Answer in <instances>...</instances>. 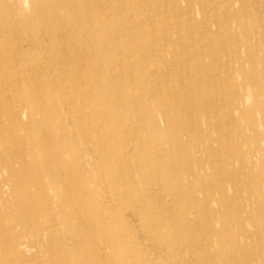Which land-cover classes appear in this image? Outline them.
Wrapping results in <instances>:
<instances>
[{
    "label": "rangeland",
    "instance_id": "1",
    "mask_svg": "<svg viewBox=\"0 0 264 264\" xmlns=\"http://www.w3.org/2000/svg\"><path fill=\"white\" fill-rule=\"evenodd\" d=\"M80 1L0 0V51L22 56L0 55V177L10 179L0 191V264H227L203 253L233 250L237 237L258 261L245 264H264V0H110L102 11L86 0V13ZM106 16L144 32L152 23L169 51L148 55L146 42L104 50L110 37L95 26ZM122 56H137L140 79L153 71L179 92L177 78L192 73L188 82L219 103L185 110L190 96L173 105L166 93L145 95L148 81L134 102L116 96L134 83L127 67L110 70ZM194 119L201 131L189 129ZM17 219L30 223L16 231L19 254L9 229Z\"/></svg>",
    "mask_w": 264,
    "mask_h": 264
},
{
    "label": "bare ground",
    "instance_id": "2",
    "mask_svg": "<svg viewBox=\"0 0 264 264\" xmlns=\"http://www.w3.org/2000/svg\"><path fill=\"white\" fill-rule=\"evenodd\" d=\"M165 1V0H164ZM193 0H189V2H191ZM81 3L80 4H76L74 3L73 6L75 8H77V11H80V9L84 8V11L86 13L87 10V7L90 6V5H87L86 4V0H81L80 1ZM91 2V1H90ZM92 2L95 4H98L97 5V8L102 11L104 10L106 7V9H112L110 7V4H111V1L110 0H92ZM92 3V4H93ZM118 4V2L116 3ZM166 4V3H165ZM188 4V2H187ZM251 5V4H250ZM72 6V7H73ZM121 6H119L120 8ZM124 7V6H123ZM160 7V5H159ZM167 7V5H166ZM205 7V6H204ZM250 7V6H249ZM161 8V7H160ZM251 8V7H250ZM212 10V9H211ZM122 11V10H121ZM120 11V13H121ZM210 11V10H209ZM125 12V11H124ZM89 14V13H88ZM216 14V13H215ZM133 15V14H132ZM125 16V15H124ZM131 16V15H130ZM91 18V16H90ZM133 19V17H132ZM143 20V19H142ZM154 21V20H153ZM90 23V22H89ZM97 25L95 26L97 29H99L103 35L106 37V36H109L110 39L108 41H105L103 43V49L104 50H108V49H112V50H115V51H133V50H136V49H139L141 51H144L145 49L143 48V46H141L140 44L141 43H144L146 42V44L148 45V48H149V51H148V55H156L158 54V52H163L165 50H168V47H170L171 44H169V42L171 41H160L159 39L155 38V35L153 34V25L152 23L151 24V28L148 30L146 29L144 32L142 27L141 29L139 28H136L134 27V25L132 24V21L131 20H128L126 22H118V23H114L112 21H110L107 16L106 17H102L100 18L98 21H97ZM36 24V23H35ZM89 25V24H88ZM84 26V25H83ZM61 28V27H60ZM69 29V28H68ZM205 30L207 31V27H205ZM60 31H62L60 29ZM69 31V30H68ZM166 31H168L169 33H174L175 32V28H170V27H167ZM166 31L164 32V35H163V39H168L166 36ZM218 31V30H217ZM64 32V31H63ZM181 32V31H180ZM217 33V32H216ZM257 34V33H256ZM217 35V34H216ZM221 35V34H219ZM63 36V35H62ZM261 36V35H260ZM1 37V36H0ZM259 37V36H258ZM172 38V37H171ZM170 38V39H171ZM263 38V36H262ZM73 39V38H71ZM258 39V38H257ZM67 40V39H66ZM182 41V40H181ZM199 41V40H198ZM88 42V41H87ZM221 42V41H220ZM225 42V41H224ZM67 43V42H66ZM72 43H70L69 45H71ZM66 45V44H65ZM68 45V44H67ZM226 45V44H225ZM78 46V45H77ZM197 46V45H196ZM198 46H201L200 45V42L198 44ZM72 47V46H71ZM213 47V46H212ZM135 48V49H134ZM78 49V48H77ZM86 49V48H85ZM226 49V47H225ZM67 50V49H65ZM65 50H61L60 48V52L61 53H66ZM11 51V50H10ZM77 51V50H76ZM175 51V49H174ZM214 51V50H213ZM135 52V51H134ZM12 53H10L9 51L5 52L2 50L0 51V55H4V56H11ZM44 54V53H43ZM67 54V53H66ZM87 54V53H86ZM15 55V56H14ZM12 54V56L10 57L11 60L12 59H21L22 56H21V53L19 50H17L15 52V54ZM147 55V57H148ZM86 56V55H85ZM85 56L83 58H85ZM134 56V55H133ZM179 56V55H178ZM249 56V55H248ZM75 57H78L75 56ZM80 57V56H79ZM78 57V58H79ZM87 57V56H86ZM151 57V56H150ZM167 57V56H166ZM252 58H255V57H252ZM2 59V58H1ZM4 59V58H3ZM2 59V60H3ZM76 59V58H75ZM78 60V59H77ZM217 60V59H216ZM4 61V60H3ZM19 62V61H18ZM79 61H77V64H78ZM142 62V61H141ZM171 64L170 66H172L174 63L170 60ZM230 62V61H229ZM3 64V63H2ZM120 65L121 67L122 66H125L127 67V75L131 78V80L134 82H132V86L129 90L125 91H120V88L119 86H116V89L114 94L116 96H118L117 94H119V92L122 94L120 96L122 97H129L130 99H132L131 101H136L135 99L137 98L136 96V91H135V87H139L138 85L141 84L142 81H148L147 85L143 88H145V95H148V96H152V97H157L158 94L160 93H166L163 97L164 98H167V100H172V104L173 105H178L179 107H181L182 105H185V102L184 103H181V101L183 100L182 99V96L185 97V96H190L192 98L191 102L192 104L187 105L184 107L185 110H189L190 108L193 107V110H197V108L202 112V113H207V112H211V105H216L217 102L219 103V98L220 97H216L213 95V92L212 91H207V92H204L203 89H201V87H197V85L195 83H191L188 82L189 80L192 79L193 77V74L190 73L189 75V80L183 78V77H178L177 80H176V83H179L180 84V88L182 89L181 92H179L178 89H170V88H167V87H163L162 85V82L157 78V77H153L154 73L152 74V72H148L147 75H145L144 77H142L141 79L139 78V75L137 73V68L139 67V64H138V60H137V56H136V60L131 62V61H127V58L126 56H122L118 61H111L109 63V66H110V70H113L114 68V65ZM228 64V63H227ZM142 65V63H141ZM30 66V65H29ZM178 66V65H177ZM197 66V64H196ZM195 66V67H196ZM3 67V65L1 66ZM67 67V65H66ZM169 67V66H168ZM234 67V66H233ZM14 68H15V65H14ZM83 68V67H82ZM183 68V67H182ZM4 68H2L3 70ZM13 69V68H12ZM21 69V68H20ZM54 69V68H53ZM8 70V69H6ZM177 70V69H176ZM15 71V70H14ZM59 71V70H58ZM69 71V70H67ZM168 71V70H167ZM182 71V70H181ZM191 71V70H189ZM4 73V70L2 71ZM9 72V71H8ZM157 72H158V69H157ZM227 72V71H225ZM70 73V72H69ZM167 73V72H166ZM176 73V72H175ZM60 74H61V71H60ZM169 74V73H168ZM226 74V73H225ZM15 75V74H14ZM19 75V74H17ZM138 75V76H137ZM178 75V74H176ZM175 75V76H176ZM123 76V75H122ZM146 76L148 78H146ZM231 76V72L228 73V75L226 77H229ZM251 77V79L253 80L252 82L254 84L257 83V78L255 77V75H249ZM61 78H64L62 77V75L60 76ZM159 77V76H158ZM25 78V77H24ZM53 78L58 81V76L55 74H53ZM173 78V77H172ZM220 78V77H219ZM170 77L169 75L166 76V80H169ZM150 80V81H149ZM221 80V79H220ZM8 81V80H7ZM44 82V81H43ZM80 82V81H79ZM35 83V82H34ZM51 83V82H50ZM167 83V82H166ZM211 83V82H210ZM223 83V82H222ZM229 85V83H228ZM2 86V85H1ZM143 86V85H141ZM11 87V86H10ZM38 87V86H37ZM3 88V86H2ZM262 88V85L260 84H256V89L257 90H260ZM63 89V88H61ZM66 90V88H64ZM4 91V90H3ZM68 91V89H67ZM44 92V91H43ZM60 92V91H59ZM77 92H80V91H77ZM70 93V92H68ZM60 94V93H58ZM81 94V93H79ZM8 95V94H7ZM22 95V94H21ZM44 95V94H43ZM142 95V94H141ZM42 97V96H41ZM14 98V97H13ZM11 99V98H10ZM70 100H73L74 97L73 96H70L69 97ZM9 100V99H8ZM15 102V101H14ZM230 102V101H229ZM157 104H159V106H162L163 105V98H160L157 100ZM230 105V104H229ZM46 106V105H45ZM17 107V106H16ZM70 108V107H69ZM226 109V108H225ZM160 110V109H159ZM170 110V109H169ZM220 110V109H219ZM134 111V110H133ZM161 113H166V110L164 109V112L162 110H160ZM179 112H181V108L178 110V111H169L167 114H169V116H171L172 118H174L175 116H177L179 114ZM76 113V112H75ZM182 113H183V110H182ZM198 114V113H197ZM13 115L14 116H18V113L17 111H14L13 112ZM79 117V116H78ZM199 119V118H198ZM198 119H194L192 120V126L191 128H189L190 130L194 131V132H198V131H201L203 129V127L200 125L201 122L198 120ZM222 119V117H221ZM69 120V119H68ZM198 120V121H197ZM63 121V120H62ZM222 122V121H221ZM61 125V124H60ZM72 125V124H71ZM159 127V125H158ZM62 128V126L60 127ZM177 129V128H176ZM229 129V128H228ZM62 130V129H61ZM124 133H126L127 131L124 129L123 130ZM185 132V131H184ZM61 135H59L60 137ZM264 137V136H263ZM113 138V137H112ZM229 140V139H228ZM233 140V139H232ZM63 141V140H62ZM210 143V141H206V144L208 145ZM82 145V144H81ZM82 147V146H81ZM90 147V146H89ZM48 149V148H47ZM71 149V147H70ZM52 151V150H51ZM61 151V150H60ZM59 151V153H60ZM71 151V150H70ZM97 151V150H95ZM94 151V153H95ZM91 152V151H90ZM22 154V153H21ZM231 157V156H230ZM107 157L105 156L103 158V161H107L106 159ZM94 159V157H93ZM95 163V162H94ZM68 164V163H67ZM95 166V165H94ZM70 168V167H69ZM121 170V169H120ZM0 174H4V170L0 168ZM233 174V173H232ZM221 175V174H220ZM10 177V176H9ZM160 177V176H159ZM245 178V177H244ZM160 179V178H159ZM235 179V178H233ZM9 178L6 177L5 175L1 176L0 177V191L2 190L1 188H4V187H7L9 186ZM64 180V179H63ZM18 181V180H17ZM134 181V180H133ZM241 181V180H240ZM204 185V184H203ZM105 187V186H104ZM44 188V186H43ZM161 188V187H160ZM68 189V188H67ZM161 190V189H160ZM205 192V191H204ZM236 193V192H235ZM168 197V196H167ZM161 198V196H160ZM170 198V197H169ZM60 199V198H59ZM62 200V199H61ZM109 201V199H108ZM58 202V200H57ZM112 202V201H110ZM190 202V200H189ZM117 203V201H116ZM120 204V203H119ZM112 205V204H111ZM261 206H264V203L261 204ZM135 207V205H134ZM203 209V208H202ZM175 210V209H174ZM129 211V210H128ZM189 211V210H188ZM252 211V210H251ZM205 212V211H204ZM188 216L189 213H187ZM204 214V213H203ZM204 215H207V214H204ZM202 215V216H204ZM253 216V215H252ZM208 217V215H207ZM249 219V218H248ZM203 220V219H202ZM195 222V221H194ZM193 221H189L188 223H186V227L187 228H190L192 230H195V228L193 227ZM30 223L27 222V220H22V219H17V220H13L12 223L10 224V231L11 233L13 234V245H12V250L15 252V253H20L21 252V247L24 246V244L26 242H24L22 240V238L20 237L19 233L16 232L19 228L21 230H25L26 226H28ZM199 226V225H198ZM197 226V227H198ZM201 226V225H200ZM200 229V228H199ZM248 231V230H247ZM211 233H213V231H210ZM249 233V232H248ZM262 234V233H261ZM243 237H245V235H248V234H242ZM249 235L251 236H256L258 237L259 235H254L252 233H250ZM208 237V236H207ZM236 243H238V246L233 249V250H218V253H216L215 251H212V250H205V252L203 253V257L204 259H207V260H226L227 261V264H245V263H249L251 261L255 262L256 258L254 255L252 254H249L248 250H246V248H244L241 244H240V241H241V238L240 237H237L236 239ZM116 242V241H115ZM264 243V242H263ZM29 244V243H28ZM30 246V245H29ZM198 247H194V250L192 251V253L189 255L191 257L194 256V252L195 250H197ZM255 254V253H254ZM257 261V260H256ZM258 262V261H257Z\"/></svg>",
    "mask_w": 264,
    "mask_h": 264
}]
</instances>
